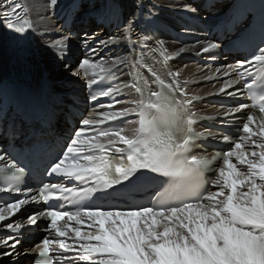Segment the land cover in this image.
Returning a JSON list of instances; mask_svg holds the SVG:
<instances>
[{
	"label": "snow or ice",
	"instance_id": "snow-or-ice-1",
	"mask_svg": "<svg viewBox=\"0 0 264 264\" xmlns=\"http://www.w3.org/2000/svg\"><path fill=\"white\" fill-rule=\"evenodd\" d=\"M47 3L54 13L59 0ZM261 4L264 24V0ZM21 12L28 15L20 0H0V23L14 40L25 39L33 29ZM137 19L134 14L125 19L129 34ZM145 32L141 29L142 50L152 39ZM68 39L62 36L51 47L63 51ZM217 48L208 42L201 51L213 53ZM153 51L168 59L162 46ZM122 65L134 71L132 82L123 84L135 93L128 101L115 99L120 86L102 83ZM86 66L93 76L97 68L104 74L99 83L90 78L89 87L100 86L99 97H109L112 103H100V111L80 119L66 150L46 171L89 186L77 190L43 184L33 193L20 187L26 166L0 154V193L11 198L0 197V224L7 233L0 235V249H11L0 255H20L24 232L48 221L43 229L47 234L35 245L39 251L33 264H264V38L248 58L226 66L231 71L223 75L231 78L218 90L254 102H238L219 117H205L219 120L215 130H197L201 117L192 106L199 97L188 94L179 71L168 72L165 79L142 54L117 57L107 67L85 59L80 68ZM142 68L147 77L141 75ZM236 85L241 86L228 91ZM91 100L98 96L93 94ZM121 104L128 106L117 110ZM250 108L261 115L246 111ZM127 117H135L126 120L135 126L131 134L126 127H104ZM208 140L227 145V150L209 157L202 147ZM137 193L147 194L146 203L135 201ZM108 198L126 200L129 206L105 209L85 202ZM53 199L68 201L74 210L50 205ZM36 203L49 207L29 213L23 222L17 218Z\"/></svg>",
	"mask_w": 264,
	"mask_h": 264
},
{
	"label": "bare ground",
	"instance_id": "bare-ground-1",
	"mask_svg": "<svg viewBox=\"0 0 264 264\" xmlns=\"http://www.w3.org/2000/svg\"><path fill=\"white\" fill-rule=\"evenodd\" d=\"M70 1L71 0H59L58 6L55 8L54 13H56L55 11L60 6L64 7ZM112 1L122 8L123 20L125 21L126 18H129L133 14V11L137 10L138 3L142 2L143 0ZM20 3L24 5L25 9H27L28 12L27 16H25L23 12H21L20 15L23 16L25 19H30V22L33 25V29L29 33L32 35L31 43H33V47L32 49H25L20 47L22 46V44H20L19 46L16 45L14 43L15 40L10 38L11 34L5 28L4 24L0 23V83L5 78L9 77L8 52L13 55L11 59L17 57V52H21L26 55L37 54L41 60L39 64L46 77L56 82H65L64 84L73 85L67 90H73L76 85L78 86L81 83L83 84L84 82H88L90 78L98 79L100 76L103 75V73L99 72V68L95 70L98 73V75L96 76H93L92 68L87 66L83 69L80 68V64L85 59L89 60L92 63L104 65L105 67H107L117 57L123 58L129 56L126 52H124V34L126 29L125 23H123V27L115 28L114 30L109 31L108 29H104L103 27H97V25H95V23H93L90 18L87 21V24H85V16L81 17V15L84 14L89 17L91 12H96L100 5L99 0H82L80 11L75 15L77 19L73 21V25L70 30L76 31V37H73L70 34V31H64L61 28V23H58V21L54 17V13L52 12V10L48 8L47 0H20ZM143 5L153 13L159 9H162V11L158 12V14L161 16L171 15V12L173 11L193 12L192 17L200 21V24L203 27L212 24L214 11L222 7L220 5L216 6L215 8H212L211 11H205L201 9L200 2L191 4L187 0H145ZM80 20L83 21L81 23H77ZM245 26L246 24H241L238 29H243ZM178 32L189 36L193 35L197 37V40L191 44H180L171 40L162 41L161 46L163 51L178 55L183 59H187V62L185 63H180L178 61L169 63V72L179 71L181 82H187L185 87L186 91L190 96H219V98L224 101L231 100L232 102H230L229 104L217 103L209 105L204 102H201L200 104L193 106L197 114L206 115L210 117H219L228 106H234L238 99L243 98L241 96H236L234 99L233 97L227 96L225 94H220L218 91L219 88L222 86L223 81L231 78L223 75L224 71H231L230 69H226V66H236L237 62H234L233 57L229 56H224L223 58L215 59L213 54L200 55L197 59L190 60L196 54L202 53L201 49L206 43H216L219 45L220 48L223 42H216L214 41V38H208L209 33H207L205 30L198 31L195 34L183 29H179ZM62 36L69 37V39L66 41V47H76L77 49L76 53L72 56L70 62L64 63L63 66H61L62 63L58 61L59 58L62 56L63 51L51 47L53 41L61 38ZM132 36L133 39H139L137 31L134 29L132 32ZM85 40H87V44H85ZM20 41H24V39ZM101 41H103L104 43H101ZM161 46L155 47L150 45L148 48L149 56L151 58V66H153L157 72L160 70L161 67L159 58L160 52L153 50L161 49ZM181 48L184 49L182 53L179 51ZM101 54L103 55L102 57H100ZM109 57H111V60L109 59ZM79 59L80 61H78ZM77 61L79 62V65L74 67ZM197 61H200V63H197ZM217 69H220V72H217ZM123 70L124 66H121L120 70L117 71L119 77L122 78V83L119 85L120 87H123V84L127 83V77L125 74H123ZM159 74L165 79L168 78V72H166L165 74ZM239 87L240 85H236L228 91H236V89ZM124 92L128 93L130 92V89H125ZM128 100L129 99H126L125 101ZM63 102L69 101L64 99ZM221 105H223L224 107H221ZM124 106L128 105H116L115 108L118 110L120 107ZM100 110L101 109L97 107L91 112H87V115H84V117L88 118L94 112ZM255 113L257 117L261 115V113L259 112ZM240 115H237V117H239ZM215 122L218 123L219 120H215ZM55 125L58 130H62V128L66 126L65 123L61 124V120L56 121ZM126 128L129 130V134H131V129L133 127L131 125H127ZM21 218L22 217H19L18 219ZM1 229H3V226ZM31 247L32 243L22 244L20 247V255L13 254L11 257L0 255V262L2 264H26L29 259V256H32L35 253V250ZM5 250L11 251V249H0V252ZM26 251L27 254H25Z\"/></svg>",
	"mask_w": 264,
	"mask_h": 264
},
{
	"label": "water",
	"instance_id": "water-1",
	"mask_svg": "<svg viewBox=\"0 0 264 264\" xmlns=\"http://www.w3.org/2000/svg\"><path fill=\"white\" fill-rule=\"evenodd\" d=\"M24 72H26L31 77L36 78V74L41 73L42 69L39 63H35V64L30 65L29 67H23V66L9 67V70H8V74L11 76L18 75V74L23 76Z\"/></svg>",
	"mask_w": 264,
	"mask_h": 264
},
{
	"label": "rangeland",
	"instance_id": "rangeland-1",
	"mask_svg": "<svg viewBox=\"0 0 264 264\" xmlns=\"http://www.w3.org/2000/svg\"><path fill=\"white\" fill-rule=\"evenodd\" d=\"M78 61H80V59L78 60ZM76 62V64H75V66L74 67H76V66H78L79 65V62ZM64 65V62L61 64V66H63ZM71 73V72H70Z\"/></svg>",
	"mask_w": 264,
	"mask_h": 264
}]
</instances>
